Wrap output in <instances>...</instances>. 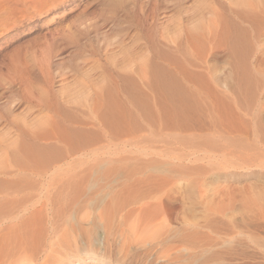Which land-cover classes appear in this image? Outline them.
Masks as SVG:
<instances>
[{
    "label": "rangeland",
    "instance_id": "1",
    "mask_svg": "<svg viewBox=\"0 0 264 264\" xmlns=\"http://www.w3.org/2000/svg\"><path fill=\"white\" fill-rule=\"evenodd\" d=\"M5 3L3 229L35 215L20 238L63 235L64 264H108L99 244L116 247L119 216L153 200L165 221L127 264H264V0Z\"/></svg>",
    "mask_w": 264,
    "mask_h": 264
},
{
    "label": "bare ground",
    "instance_id": "2",
    "mask_svg": "<svg viewBox=\"0 0 264 264\" xmlns=\"http://www.w3.org/2000/svg\"><path fill=\"white\" fill-rule=\"evenodd\" d=\"M19 1V3H21L22 5H26V0H18ZM6 2V0H4V2L3 1H0V11H6V10H12V9H14L13 8V6H11V5H9L8 3L6 4L5 3ZM244 74V73H243ZM244 79V78H243ZM162 83V82H161ZM243 84V83H242ZM164 85V84H163ZM168 85V84H167ZM31 150V149H30ZM26 153V152H25ZM36 155V154H35ZM158 188V187H157ZM156 189V188H155ZM163 189V188H162ZM162 189H160V190H162ZM152 190V189H151ZM151 190H150V192H151ZM171 190V189H170ZM134 192L136 191V190H133ZM133 191H128V192H133ZM139 191V190H138ZM157 191H159V190H157ZM169 191V190H168ZM127 192V193H128ZM137 192V191H136ZM142 191H140V193H141ZM145 193H146V191H144ZM144 192L142 193V194H144ZM155 192V191H154ZM172 192V191H171ZM170 192V193H171ZM123 194V193H122ZM135 194V193H134ZM141 194V195H142ZM148 194V193H147ZM146 194V195H147ZM150 194V193H149ZM153 194V193H152ZM159 194V193H158ZM124 197H126V195H128L129 196V194H126V192L124 193ZM137 195H138V192H137ZM145 195V194H144ZM154 195V194H153ZM157 195V194H156ZM123 196V195H122ZM134 196V195H133ZM133 196H130V197H133ZM148 196V195H147ZM123 197V198H124ZM130 197H128V199L130 198ZM150 197H151V195H150ZM169 197V196H168ZM152 198V197H151ZM121 199H122V197H121ZM128 199H127V204H130V202H134L133 201V198H130L129 199V201L130 200H132V201H128ZM135 199H136V197H135ZM140 199V198H139ZM139 199H137V200H139ZM153 199V198H152ZM119 200V199H118ZM124 200V199H123ZM136 200V201H137ZM145 200V199H144ZM144 200L142 201V199L141 200H139V202L140 201H142V202H144ZM146 200H148V197H147V199ZM154 200H155V198H154ZM168 200V199H167ZM121 201V200H120ZM125 201V200H124ZM124 201H123V204H124ZM135 201V202H136ZM150 200H148V202H149ZM153 201V200H152ZM151 201V202H152ZM115 202V201H114ZM118 202V201H117ZM138 202V201H137ZM147 203V204H149V205H142L141 204V206L140 207H138L137 206V208L135 207V209H132L131 207V209L130 210H128V211H126L125 213H123L121 216H119L120 218H121V220H120V218H118V215L117 214H119L118 212H116L117 214V216H115V217H117L120 221H122V222H124V223H128V225H125L126 226V228H127V235L124 237V234L121 232H119L120 233V235L121 234H123V237H122V235H121V237H122V240H120L121 242H118L119 240H117V243H119L118 245H116V247H114L113 248V246L115 245V240L113 241V243H114V245L112 246V245H110V241L111 240H113V239H108L104 244H101L100 242L102 241L101 239H100V244H99V246L100 245H104L103 247L102 246H100V247H102V249H97L96 250V252H95V255H97V259L98 260H93V262H100V261H105V260H107V262H108V264H127V262L129 261V259H128V257L130 256V247L132 246V245H135V243H136V246H137V241L139 240V242H140V238H142L141 236L142 235H144L145 237H147V235H146V233H148V234H150L149 232H151L152 230H154V228H156V227H160V226H162L163 225V222L165 221V218L163 217V215L161 214V213H156V212H154V210L156 209V208H158L157 210L158 211H160V209L159 208H162V207H159V206H161V203H159V204H152V203H155V201L154 202H152V203ZM44 203V202H43ZM121 203H122V201H121ZM125 203V204H126ZM141 203V202H140ZM45 204V203H44ZM121 205L120 206V204H119V210L118 211H121L122 212V210L121 209H123V211L124 210H127V209H124V206H125V208H126V206L127 205ZM137 204H139V203H137ZM152 204V205H151ZM36 205V204H35ZM118 205V204H117ZM140 205V204H139ZM163 205V204H162ZM37 206V205H36ZM41 206H43V205H41ZM41 206H40V208H41ZM130 206V205H129ZM46 207V206H45ZM44 206H43V208H45ZM111 207V206H110ZM118 207V206H117ZM122 207V208H121ZM32 209H34V208H32ZM46 209V208H45ZM44 209V210H45ZM103 209V208H102ZM105 209H106V207H105ZM118 209V208H117ZM35 210V209H34ZM43 210V211H44ZM58 210V209H57ZM93 210V209H92ZM92 210H91V213H92ZM96 210V209H95ZM94 210V211H95ZM109 210V209H108ZM35 211H40V209H36ZM42 210H41V212H43ZM87 211H89V209L88 210H86V213H87ZM99 211V210H98ZM97 211V213H99ZM107 211V210H106ZM113 211V210H112ZM111 211V212H112ZM157 211V212H158ZM59 212V211H58ZM90 212V211H89ZM108 212V211H107ZM106 212V213H107ZM110 212V211H109ZM108 212V215L110 214L111 215V212L109 213ZM35 213V212H34ZM40 213V212H39ZM83 213H85L84 211H83ZM82 213V214H83ZM96 212H94V213H92L93 215H89L88 213H87V215H89L88 217H90V216H94V214H95ZM103 213V216H104V212H102ZM43 215L45 214V212L44 213H42ZM113 214V213H112ZM30 215V214H29ZM58 215V214H57ZM85 215V214H84ZM98 215H101V211H100V214H98ZM115 215V214H114ZM32 216V215H31ZM33 216H35V215H33ZM32 216V217H33ZM39 216V215H38ZM52 216V215H51ZM106 216V215H105ZM105 216H104V218H105ZM112 216V215H111ZM111 216H109V218H113V217H111ZM30 217V216H29ZM31 217V219H29V220H26V221H28V222H26L25 221V223H26V225L24 226V228L20 225H18V227H22V228H20V232H21V230H25L24 232L26 233L27 232V234L29 233L28 231L29 230H32V226H30L34 221H35V217L36 218H38V219H40L39 217H37V216H35V217H33L32 218ZM92 217H90L89 219L85 216V218L86 219H88L87 221H89ZM24 217H22V219H23ZM44 217L42 216V218L41 219H43ZM93 218H96V216L95 217H93ZM99 220H101L100 218H99V216L97 217ZM18 219H19V217H18ZM18 219H16V220H18ZM38 219H36V221H35V223L36 224H38V223H40V221L41 220H39V221H37ZM57 219V218H56ZM74 219H75V217H74ZM76 219H78L77 217H76ZM81 219H83L82 217H81ZM20 220H21V218H20ZM93 220V219H92ZM104 220V219H103ZM106 220H107V216H106ZM105 220V221H106ZM114 220H115V218H114ZM76 220H74V222H75ZM79 221H80V217H79ZM79 221H77V223L79 222ZM91 221V220H90ZM90 221H89V223H90ZM94 221V223H95V220H93ZM116 221V220H115ZM13 222V221H12ZM16 222V221H15ZM19 222H21V221H19ZM43 222V221H42ZM41 222V223H42ZM65 222V221H64ZM69 222V221H68ZM74 222H72V223H74ZM80 222H82V221H80ZM80 222H79V225H80V227L82 226V223L80 224ZM97 222V221H96ZM83 223H85V222H83ZM89 223H88V226H89ZM98 223V222H97ZM97 223H95V224H97ZM108 223H110V222H108ZM3 224V223H2ZM22 224V223H21ZM43 224V223H42ZM41 224V225H42ZM64 224V223H63ZM91 224V223H90ZM115 224V223H114ZM23 225V224H22ZM40 224H39V226H41ZM45 225V224H44ZM43 225V226H44ZM65 225V224H64ZM66 225H68V224H66ZM70 225H73L74 226V224H70ZM76 223H75V226H74V228L76 227ZM79 225H77V229L79 228ZM102 225V224H101ZM101 225H100V227H101ZM110 225H112V226H115V225H113V224H111L110 223ZM7 227V229H3V225L1 226V224H0V227H1V229H0V264H35V262H36V264L37 263H39V264H41L38 260H39V254H41V256L43 255V257H41L42 258V260H43V263L42 264H64V261L65 260H68L71 256H72V253H73V249L72 248H76V240H75V238H76V235H71L70 233V235L72 236V238H73V240H75V245H73V244H71V245H69V246H66V244L64 245V247H63V244L65 243V240H64V236L63 235H60V236H57V237H55V239H53V240H51L50 242H47V241H45L46 243V246L44 247H42V249L40 248V246H38L35 242H34V239H33V237H29L28 239H23V238H20V236H22V234L23 233H20L21 235L19 236V233H18V231H19V228L18 227H14L13 225V227H10L11 226V224L9 223L8 225H6ZM9 226V227H8ZM16 226V225H15ZM46 226V225H45ZM88 226L86 227V224H85V229L86 228H88ZM105 226V225H104ZM103 226V227H104ZM124 226V225H123ZM125 226H124V228H125ZM166 226H168V225H166ZM30 227V229H27V228H29ZM93 227H95V226H93ZM169 227V226H168ZM34 228V227H33ZM42 228V227H41ZM67 228H68V226H67ZM71 230H73L74 228L71 226V227H69ZM68 228V229H69ZM83 228V227H82ZM81 228V229H82ZM92 228V227H91ZM90 228V226H89V229L88 230H90L91 229ZM96 228H98V227H96ZM96 228H95V230H96ZM117 228H119V227H117ZM165 229H166V227H164ZM35 229V228H34ZM34 229L32 230L33 231V233H34ZM57 229V228H56ZM56 229H54L56 232L57 231H60L61 229H58V230H56ZM67 229V230H68ZM77 229H75V230H77ZM115 229V230H114ZM28 230V231H27ZM36 230V229H35ZM47 231H48V229H46ZM83 230V229H82ZM91 230H94V228H92ZM91 230H90V232H91ZM113 230H114V232L117 230L116 229V227L115 228H113ZM119 230H121V229H118V231ZM163 230V229H162ZM38 230H36V232H37ZM53 231V230H52ZM108 231V230H107ZM106 230H104V233L105 232H107ZM112 231V228H111V230H110V232ZM118 231H116V232H118ZM35 232V233H36ZM68 232V231H67ZM90 232H88V233H90ZM38 233V232H37ZM41 233V232H40ZM53 233V232H52ZM87 233V232H86ZM86 233H84V235H86ZM103 233V234H104ZM124 233H126V232H124ZM160 233H162V231H160ZM160 233H158L159 235H160ZM164 234H165V231L163 232ZM27 234H24V235H27ZM29 234H31V232L29 233ZM28 234V235H29ZM105 234H107V233H105ZM117 234V233H116ZM36 235V234H35ZM53 235H54V233H53ZM53 235H52V237H53ZM78 235H82L81 233L80 234H78ZM77 235V236H78ZM151 235V234H150ZM149 235V236H150ZM158 235V236H159ZM31 236H32V234H31ZM94 236H96V235H94ZM105 236V235H104ZM112 237H113V234L111 235ZM115 236H117L118 237V235H115ZM143 236V237H144ZM39 237V240L41 239L40 238V236H38ZM38 237H37V239L36 240H38ZM42 237V236H41ZM44 237H46V236H44ZM52 237H48V238H51L52 239ZM66 237V236H65ZM68 237V236H67ZM111 237V238H112ZM160 237V236H159ZM169 237H171V236H169ZM36 238V237H35ZM83 238V237H82ZM85 238H89V237H85ZM104 238V237H103ZM149 238V237H148ZM148 238H146V240L148 239ZM150 238H152V237H150ZM149 238V239H150ZM47 239V238H46ZM46 239H44L43 238V242H44V240H46ZM69 239V238H68ZM77 239V238H76ZM90 239V238H89ZM89 239H87L88 240V242H89ZM105 239H107V236L105 237ZM115 239V238H114ZM148 239V240H149ZM160 239H162V237H160ZM38 240V241H39ZM50 240V239H49ZM97 240V239H96ZM147 240V242H149L150 243V241H148ZM164 240V239H163ZM162 240V241H163ZM41 241V242H42ZM70 241H71V239H70ZM79 242L81 241V240H78ZM84 242H85V240H83ZM98 241V240H97ZM104 241V240H103ZM143 242L145 241V240H142ZM68 241H66V243H67ZM92 241H91V239H90V243H91ZM143 242H140L141 243V245H143L144 243ZM156 242H157V239H156ZM159 242V241H158ZM74 243V242H73ZM87 243V242H86ZM90 243H88V244H90ZM94 243V242H93ZM92 243V244H93ZM96 243V242H95ZM139 243V244H140ZM143 243V244H142ZM159 243H161V242H159ZM35 244V245H34ZM43 244V243H42ZM97 244V243H96ZM112 244V243H111ZM152 244V243H151ZM165 244V243H164ZM36 245H37V247H36ZM91 245V244H90ZM98 245V244H97ZM145 245H147V243L145 242ZM78 246H79V244H78ZM92 246V245H91ZM106 246H109L108 248L106 247ZM149 246V245H148ZM148 246H146V247H148ZM165 246V245H164ZM61 247H63V248H61ZM100 247H98V248H100ZM133 247V246H132ZM141 247H143V246H141ZM141 247H139V248H141ZM150 247V249L152 250V248H151V245L149 246ZM157 247V246H156ZM96 248V247H95ZM94 248V246H93V250L95 249ZM168 248H170V247H168ZM92 249V248H91ZM142 249H144V248H142ZM149 249V250H150ZM158 249V248H157ZM165 250V249H164ZM72 251V253L70 254V252ZM78 251H79V249H78ZM156 251V250H155ZM90 252H92V251H90ZM147 253L146 254H148L149 255V251H146ZM156 252H158V250L156 251ZM167 253H169L170 254V252H168V250L166 251ZM165 252V253H166ZM75 253H77V252H75ZM151 253H152V251H151ZM88 254V253H87ZM94 254V253H93ZM161 255H162V252L160 253ZM139 255V254H138ZM141 256H142V254H141ZM141 256H138V257H141ZM151 256H152V254H151ZM135 257V255H133V258ZM161 256H158V258H160ZM168 257V256H167ZM166 256H164L163 257V259H165L166 260V258H167ZM40 258V259H41ZM74 259V258H73ZM128 259V260H127ZM152 259V258H151ZM168 259V258H167ZM41 260V261H42ZM72 260V259H71ZM140 260H141V258H140ZM142 260H145V259H143L142 258ZM148 260V259H147ZM153 260V259H152ZM161 260V259H160ZM169 260H171V259H169ZM168 260V261H169ZM38 261V262H37ZM132 261V260H131ZM167 261V260H166ZM141 262V261H140ZM154 262V261H153ZM135 263H136V261H135ZM146 263L148 264V262L146 261ZM145 263V264H146ZM133 264V263H132ZM150 264V263H149ZM153 264H155V263H153Z\"/></svg>",
    "mask_w": 264,
    "mask_h": 264
}]
</instances>
